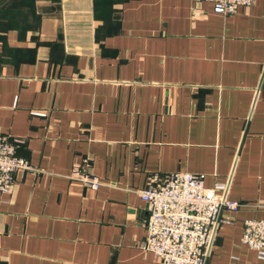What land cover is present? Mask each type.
I'll use <instances>...</instances> for the list:
<instances>
[{"label":"crops","instance_id":"obj_1","mask_svg":"<svg viewBox=\"0 0 264 264\" xmlns=\"http://www.w3.org/2000/svg\"><path fill=\"white\" fill-rule=\"evenodd\" d=\"M0 133L31 165L0 192V264H162L137 190L177 171L242 204L207 264H264L240 242L264 219V0H0Z\"/></svg>","mask_w":264,"mask_h":264},{"label":"built area","instance_id":"obj_2","mask_svg":"<svg viewBox=\"0 0 264 264\" xmlns=\"http://www.w3.org/2000/svg\"><path fill=\"white\" fill-rule=\"evenodd\" d=\"M209 2L215 13L227 15L254 0H194ZM19 139L0 133V192L10 193L17 170L31 165L17 154ZM70 177L83 186L97 189L99 178L89 171V162L75 164ZM229 181L204 186L203 175L177 171L160 177L153 174L147 186L137 190L145 202V235L139 247L149 251L162 264H207L222 209L242 204L227 198ZM240 242L264 260V219H245Z\"/></svg>","mask_w":264,"mask_h":264}]
</instances>
